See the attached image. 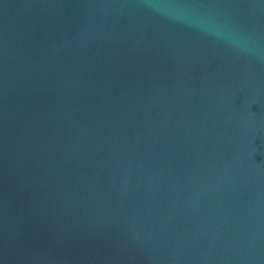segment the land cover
I'll use <instances>...</instances> for the list:
<instances>
[{"label":"water","instance_id":"1","mask_svg":"<svg viewBox=\"0 0 264 264\" xmlns=\"http://www.w3.org/2000/svg\"><path fill=\"white\" fill-rule=\"evenodd\" d=\"M0 264H264V0H0Z\"/></svg>","mask_w":264,"mask_h":264}]
</instances>
